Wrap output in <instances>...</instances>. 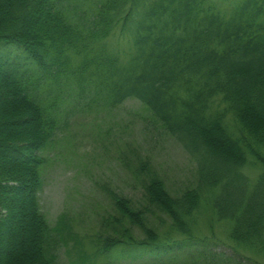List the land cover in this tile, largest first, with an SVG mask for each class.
<instances>
[{
    "label": "trees",
    "instance_id": "1",
    "mask_svg": "<svg viewBox=\"0 0 264 264\" xmlns=\"http://www.w3.org/2000/svg\"><path fill=\"white\" fill-rule=\"evenodd\" d=\"M0 89L20 109L6 116L29 113L24 133L0 128V264H59L40 202L46 150L76 115L128 98L181 144L196 182L173 195L150 175L140 205L112 194L101 251L180 255L208 208L236 247L264 254V0H0ZM15 210L27 238L13 250L1 235ZM153 210L177 236L160 237Z\"/></svg>",
    "mask_w": 264,
    "mask_h": 264
},
{
    "label": "rangeland",
    "instance_id": "2",
    "mask_svg": "<svg viewBox=\"0 0 264 264\" xmlns=\"http://www.w3.org/2000/svg\"><path fill=\"white\" fill-rule=\"evenodd\" d=\"M8 99L0 89V128L15 126L24 133L28 122L22 118L29 113L6 116L12 105L20 110ZM10 119L15 123L7 122ZM54 140L44 153L47 162L40 202L53 228L49 250L59 264H199L203 260L208 264H264L263 253L236 247L230 239L231 223L215 221L208 208L193 231L198 244L180 255L155 261L101 251L97 234L103 218L116 215L112 194L140 205L150 175L160 177L173 195L196 182L195 162L139 100L128 98L116 109L82 112L61 127ZM247 173L256 177L253 171ZM18 211L2 225V245L11 242L13 250L27 238L26 232L14 231L25 219ZM150 212L146 216L160 237L177 236L170 232L167 215ZM134 232L139 238L144 236L138 228Z\"/></svg>",
    "mask_w": 264,
    "mask_h": 264
}]
</instances>
